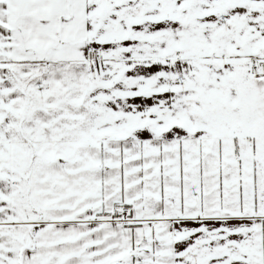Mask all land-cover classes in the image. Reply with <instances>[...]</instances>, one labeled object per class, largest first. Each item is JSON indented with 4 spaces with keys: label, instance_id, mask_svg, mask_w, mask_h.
I'll return each instance as SVG.
<instances>
[{
    "label": "snow or ice",
    "instance_id": "obj_1",
    "mask_svg": "<svg viewBox=\"0 0 264 264\" xmlns=\"http://www.w3.org/2000/svg\"><path fill=\"white\" fill-rule=\"evenodd\" d=\"M0 264H264V0H0Z\"/></svg>",
    "mask_w": 264,
    "mask_h": 264
}]
</instances>
